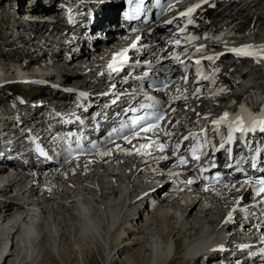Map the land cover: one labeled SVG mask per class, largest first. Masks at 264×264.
I'll use <instances>...</instances> for the list:
<instances>
[{"label": "bare ground", "instance_id": "6f19581e", "mask_svg": "<svg viewBox=\"0 0 264 264\" xmlns=\"http://www.w3.org/2000/svg\"><path fill=\"white\" fill-rule=\"evenodd\" d=\"M8 1L0 0V5ZM27 1L18 3L21 13L45 8L47 15L40 11L38 14L44 17L25 14L20 17L22 21H15V25L43 29L34 31L36 38L31 41L22 38V50L40 53L41 48L32 49V45L43 35L57 41L76 30L93 32L88 42L83 36L74 40L79 51L73 53V57L67 56L71 50L60 49L56 51L53 64L45 63V68L35 71L12 64H21L16 54L22 52L19 46L6 51V55L0 47V90L7 84V88L19 84L42 86L40 93L32 97V103L29 98H21L22 104L31 103L24 112L22 107L12 108L4 120L0 118V162L9 156L15 161L30 158L21 144L11 151L9 143H19L16 138L20 133L13 131L10 138L11 133L4 127L17 124L20 129L23 122H37L43 105L34 104L39 103L38 98L48 95L47 85L62 90L51 92L81 101H100L106 93H110V100L121 103L132 99L118 97L122 71L109 67L126 43L125 38L116 39L117 29H112L114 24H111L119 20L118 2L107 9L90 7L92 0H30L32 6L26 9ZM200 1L202 4L198 6ZM206 3H211L213 9L207 12ZM65 4L70 9L68 19L58 16L60 12L54 9L63 8ZM184 5L185 11L193 9L213 28H195V24L199 25L198 16H186L191 25L185 30H194L199 38H204L200 41L204 47L198 56L202 60L212 57L203 61L206 69L203 77L207 79L202 83V93L210 96L209 102L185 99L176 102L169 111L171 121L179 124L168 122L163 126L172 132L169 136L164 137L165 131L161 130L149 137L133 138L121 150L109 147L92 159L67 166L57 173L33 171L27 180H17L12 175L0 177V264H98L95 258L100 252L103 253L101 264H182L180 260L186 264H205L200 256L203 253L212 254L213 259L208 264H222L221 254L241 258L239 264H264V196L253 198L249 188L232 183L220 182L214 187L191 184L193 166H178V158L174 156L175 152L179 155L183 150L176 142L185 133L207 136L203 127L211 117L241 112L254 99L264 104V0H185ZM29 16L43 23L30 21ZM61 25L68 27L64 29ZM10 42L19 44L13 39ZM233 49L252 50L256 54L225 62L227 53ZM183 51L187 57L194 49L186 46ZM127 57L130 62L138 60L133 51L128 52ZM18 78L30 82L18 83ZM40 81L47 85L43 86ZM131 84L135 82L130 79L127 85ZM67 87L80 90L63 92ZM237 92L245 93L235 103ZM101 111L105 115L109 113L107 107ZM208 135L211 144L210 138L215 134L209 131ZM249 137L248 134L246 142ZM159 145L164 146L163 151ZM1 168L0 173H4ZM79 196L86 199L78 201ZM152 196L157 199L156 203L144 210L136 209V204L151 202L148 198ZM225 233L236 237L233 247L238 245L237 249L225 248L226 245L215 249L216 243L224 242ZM253 251L257 255L251 256Z\"/></svg>", "mask_w": 264, "mask_h": 264}, {"label": "rangeland", "instance_id": "374dc122", "mask_svg": "<svg viewBox=\"0 0 264 264\" xmlns=\"http://www.w3.org/2000/svg\"><path fill=\"white\" fill-rule=\"evenodd\" d=\"M19 1V2H18ZM20 1H23V0H9L8 1V3H6L5 4V2H7V1H5L4 2V4L3 5H0V47H1V52H3V53H5V55H6V53L8 52V51H11L12 49H14V46H16V43H14L13 45H12V42H10V40H16V41H23L22 40V37L20 38V36H17V38L16 37H12V39H11V36H12V32L10 33V30L11 29H13V25H15L14 23H16V22H20V21H22V20H20L19 18H17V15H19L20 14V17H22L23 15H22V13L19 11L20 9H19V7L17 8V6H18V3H20ZM46 1H48V0H46ZM75 1H77V0H75ZM86 1V0H85ZM85 1H83L86 5H89L87 2H85ZM103 1H105V2H103ZM32 1H27L26 3H24V6H27V8L26 9H28V8H30L31 6H32V3H31ZM101 2V3H100ZM112 1L111 0H92V4H90L89 6L90 7H97V6H100V7H102V8H107V9H110V6H114L117 2L115 1V2H113V3H111ZM103 3H105V5L104 6H101V4L103 5ZM34 5H36V4H34ZM34 5H33V7H34ZM53 6L55 7L56 6V4H54L53 3ZM53 7V8H54ZM29 10H32V9H29ZM34 11V10H33ZM38 13H40V11H34V14L33 15H36V14H38ZM108 13V12H107ZM45 15H47V14H45ZM114 15H117V14H114ZM16 21V22H15ZM115 23L116 22H112L111 24H114L115 25ZM28 26V25H27ZM112 26V25H111ZM19 27H22V28H26V27H24V26H21V25H19ZM26 29H32V30H34V31H36V30H38L39 32L40 31H43V29L42 28H37V29H35V27H33V26H28ZM65 29V28H64ZM158 31H160L159 29H158ZM63 32H64V30H63ZM49 33H51V31L49 32ZM9 42H10V44H9ZM7 45H10V46H7ZM6 46H7V48H6ZM7 51V52H6ZM86 51H88V50H86ZM0 52V53H1ZM2 54V53H1ZM4 56V55H3ZM71 57H73V55H71ZM18 83H23V81L22 80H20ZM42 83V82H41ZM44 83H42V85H43ZM239 84V83H238ZM237 84V85H238ZM8 85V84H7ZM7 85H6V87L4 88V89H2V90H0V115H1V117L0 118H2V117H6V115H7V113L10 111V109H12V108H21L22 107V109H21V111H23L24 112V110L23 109H26V108H28L29 106H30V104L32 103V97L36 94H38V93H40V90L39 89H36V88H38V87H34V86H29V87H27V86H24V85H22V84H19V85H17V86H15V87H10V88H7ZM25 85H27V84H25ZM45 85H47V84H44L43 86H45ZM52 85V84H51ZM53 86V85H52ZM52 86H46V89L47 88H53ZM59 88V87H58ZM58 88H53L51 91H54L55 89L58 91V92H61L62 90L61 89H58ZM112 88V87H111ZM80 90V89H78V88H76V87H72V88H69V87H67V91H63V92H71V91H73V90ZM69 90H71V91H69ZM111 90V89H110ZM50 91V92H51ZM49 92V93H50ZM246 92V91H245ZM244 92V93H245ZM34 93V94H33ZM48 93V94H49ZM244 93H236V95H235V99H234V101H235V103L237 102V100H239L240 99V97H242L243 96V94ZM33 94V95H32ZM73 94H75V93H73ZM50 95V94H49ZM22 97H24V98H29L30 99V101H31V103L30 102H28L27 104H22L23 102L21 101V98ZM67 97V96H66ZM66 99V98H65ZM34 104V103H33ZM24 105V106H23ZM36 107H38V106H40V105H42V104H40V105H38L37 103H35L34 104ZM33 119H35V118H33ZM102 255H103V253L102 252H100V254H98V255H96V258H95V261H96V263H98V264H101V262H102ZM211 256H212V254H211ZM210 256V257H211ZM180 261H182L181 263L182 264H186L185 263V261L184 260H180ZM184 261V262H183Z\"/></svg>", "mask_w": 264, "mask_h": 264}, {"label": "snow or ice", "instance_id": "6c2138e0", "mask_svg": "<svg viewBox=\"0 0 264 264\" xmlns=\"http://www.w3.org/2000/svg\"><path fill=\"white\" fill-rule=\"evenodd\" d=\"M191 11H193V9H189V12H191ZM177 43H179V41H177ZM133 47H135V45H133ZM233 51L237 52V54H244V50H242V49H233ZM208 59H212V57H208ZM196 63L199 64L200 61L197 60ZM109 67L112 68V65L110 64ZM113 70H116V69H113ZM69 91H71V90H69ZM80 95L85 96L87 94L86 93H80ZM177 98H179V97H177ZM149 99H151V97H149ZM157 103H159V101H157ZM228 116H229V114L227 112H225L224 115L219 120H215V121H213V123L216 125H220L221 123L228 120ZM163 118H164L163 113L161 112V113L157 114V116L154 119L156 121H159V120H162ZM140 123H141V118H139V117L132 121L133 125H139ZM250 123H251V127L246 128L244 126L243 121L240 120L239 117L235 118L232 121V124H230L229 141H231V139H232L231 132H233V131H240L243 133V132H246L249 130H254L255 127L258 126L259 130L261 132H264V114H262V117L258 121L256 119H251ZM157 129H158V124H151L147 127L142 128L141 130L155 132V131H157ZM166 134H168V133H166ZM185 139H187V137H185ZM144 147H148V145H145ZM222 147H223V145H222ZM159 148H160V151L164 150L163 145H159ZM193 155H195V153H193ZM196 158L198 159V157H196ZM182 163H183V161H182ZM189 182L191 183V181H189ZM260 191L264 192V188H261Z\"/></svg>", "mask_w": 264, "mask_h": 264}]
</instances>
